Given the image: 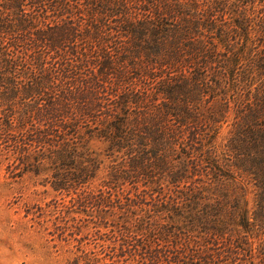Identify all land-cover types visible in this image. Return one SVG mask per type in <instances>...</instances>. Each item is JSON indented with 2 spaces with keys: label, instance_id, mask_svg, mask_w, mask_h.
I'll list each match as a JSON object with an SVG mask.
<instances>
[{
  "label": "trees",
  "instance_id": "trees-1",
  "mask_svg": "<svg viewBox=\"0 0 264 264\" xmlns=\"http://www.w3.org/2000/svg\"><path fill=\"white\" fill-rule=\"evenodd\" d=\"M106 85L135 104L132 116L104 107ZM205 96L215 101L190 111ZM230 102L250 111L218 142ZM0 108V135L10 131L20 159L33 144L44 149L40 160L65 167L67 174L54 175L55 190L68 187L69 176H94L92 137L128 155L138 172L156 167L171 179L206 165L216 173L218 160H228L223 151H232L231 164L252 167L261 193L252 220L241 214L236 223L251 237L230 242L223 257L264 264V236L255 229L264 225V0H0ZM257 133L250 149L235 144ZM176 147L198 154L184 165ZM173 159L178 173L169 170ZM118 171L111 167L114 181Z\"/></svg>",
  "mask_w": 264,
  "mask_h": 264
},
{
  "label": "rangeland",
  "instance_id": "rangeland-1",
  "mask_svg": "<svg viewBox=\"0 0 264 264\" xmlns=\"http://www.w3.org/2000/svg\"><path fill=\"white\" fill-rule=\"evenodd\" d=\"M127 42L125 37L119 39L121 45ZM261 49L255 47V55ZM139 89L136 84L134 91ZM114 93L110 85L100 91L104 107L108 105L123 117L132 116L126 112L128 106L132 111L135 104L119 96L121 91ZM214 101L205 96L191 102L190 111ZM238 107L230 102L225 108L218 142L225 141L241 113L250 111L244 104L240 110ZM9 132L0 135V264L246 263L247 259L241 256L236 260L223 257L222 250L230 242L251 237L250 231L236 223L241 221V214L252 220L254 198L261 189L255 183V174L248 173L255 172L252 167L245 165L240 169L231 164L235 160L232 151H223L228 160H218L222 170L216 173L206 165L203 173L193 171L187 178L183 174L175 179L168 176L169 180L168 174L156 167L138 172L129 164L128 155L111 153L112 146L106 139L92 137L86 144L90 157L96 160L94 176L83 180L69 176V186L55 190L52 184L58 178L54 175L67 174L65 167L40 160L44 149H31L33 144L26 145L31 156L20 159L19 148L6 138ZM259 134L242 137L235 144L250 149ZM179 151L167 155L175 157ZM215 151L222 156L221 148ZM197 154L181 151L182 163L186 165ZM168 163L169 170L178 173V159ZM111 167L119 170L118 181L109 175ZM173 180L176 183L170 182ZM215 224L220 236H215ZM255 229L264 236V225Z\"/></svg>",
  "mask_w": 264,
  "mask_h": 264
}]
</instances>
